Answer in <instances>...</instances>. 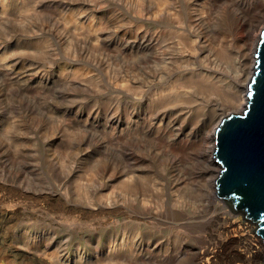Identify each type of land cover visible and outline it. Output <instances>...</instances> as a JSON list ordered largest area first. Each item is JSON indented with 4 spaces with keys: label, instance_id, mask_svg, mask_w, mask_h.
<instances>
[{
    "label": "rangeland",
    "instance_id": "rangeland-1",
    "mask_svg": "<svg viewBox=\"0 0 264 264\" xmlns=\"http://www.w3.org/2000/svg\"><path fill=\"white\" fill-rule=\"evenodd\" d=\"M12 1L15 2H13V5L11 4L9 10L5 11L6 14L0 12V16H2V14L5 15L0 17V22L2 23V25L0 23V32L3 33V30H5L10 33V24L12 28L16 27L13 28L15 32H11L13 34L10 33V36L2 35L1 40H3V42H0V45L2 44L0 46V55L3 56L6 54L4 55L6 59H2L4 63L0 62V113L5 111L4 116L0 114V264H53L52 261L56 254H58L63 264H75L74 262L78 258L86 259L82 264H90L96 257L99 259L104 257V252H106L108 247L112 244V232L115 229H117L118 232L120 231L125 221L124 216L115 218L108 214H98L86 216L80 220H67L63 211L64 205H61V201H58L59 199L49 201L48 199L38 198L36 201L35 198H21L14 189H12L11 192L10 188L13 185H22L25 187L31 184L33 192L42 188H45V191L49 193L54 192L55 187L47 183V180L51 178L52 170L47 168L45 162L43 163V158L47 157V154L52 158V154H54L56 148L60 149V143H65L66 146L68 145L67 147L74 148L76 147V142L80 141L82 138L85 140V143L88 142L84 149L88 155L90 154L89 156L87 155V160L90 163H93L95 157L101 153H109L112 151L113 147H116L119 150V152L117 151L118 159H122V161L125 159L126 161L121 162L123 166H128L142 160L144 161L143 165L148 171L146 173L151 174L152 178H158V180H164L165 172L168 170H170L172 175L173 172H175L176 177L186 182L183 187L184 189L182 188L181 191L182 194L185 195V199L188 200L186 203L189 204V201H199L198 184H200L199 181L204 184L205 179L202 173L207 166L206 160H202L200 154L203 149L204 136L194 135L189 137L185 133L176 136L173 134V124L172 127L169 128L170 131L167 129L168 127L165 126V123H154L152 116L144 111L146 107H149L148 103H151V99L153 100V88L157 91L160 87H170L171 84L173 85V67H171L173 64L170 63L166 66V64L163 63V56L173 57V49L171 48L173 47V39L169 38L173 35V0H94V2L90 3H86L85 0H38L35 7H33V11L22 9L31 0ZM178 1L180 5H185L183 1L189 3V9L194 16H202L200 14H203L204 19H201L198 23L205 34L207 36L211 35L210 38L213 40L218 41L224 31L230 37V44L235 47L241 45L246 47L249 46L250 48L252 42L257 40L258 36L260 40L261 32L264 29V10L262 14H260V11L263 9L262 1ZM1 3L0 0V11H4ZM17 7L20 9V14L14 18L12 9H17ZM155 9L157 10V14L153 16L152 13L149 12ZM109 17L115 21L120 19V24L116 23V28L112 26L107 27L106 21ZM121 19L123 21H121ZM89 32L98 34L99 41L95 40V37H90ZM143 33L144 36L146 34L145 37L149 36V38H152L150 45H147L146 42L144 44L143 40L135 41V39L129 38L130 34L138 36L139 34L143 35ZM14 34H19L17 39H19L21 44L18 43L17 40L8 43V40H10ZM5 35L8 34L5 33ZM151 35H153V37H151ZM5 37L8 39H4ZM162 38L163 40H161ZM87 39L89 40L85 42ZM45 41H48L50 45L52 44L51 51L53 52V55L44 61L46 71L37 75V66L30 63L32 67L28 65V68L33 69L32 71L34 74L29 72L27 77H23V73H21L23 70L20 69V61L17 66L15 65L16 68L13 69L15 61L12 60L18 51L21 52L20 54L25 55L26 53L24 52L32 51L35 44L36 46L37 44L42 45V42ZM90 41L92 43H89ZM100 44L103 46L101 47ZM81 45H84V53L87 51L91 52L89 56H80ZM137 45H143L142 47L144 48H139ZM128 46L132 49H129ZM20 47H22V49H20ZM92 47H96V53L91 51ZM116 47H119L121 50H133L135 53L138 50L136 63L139 69L136 66V70L132 74L134 76H132V79L135 84L134 86L139 85L140 88H142L138 90L140 96L138 93L136 95L132 93H130V95L118 94L117 92V94L114 92L110 93L112 91V89H110L112 88L110 82V74L112 71L108 66L110 63L108 60H110V57H113L112 59L117 61H123L124 59L118 56L120 55L118 52L120 49L116 50ZM235 47H231L233 53L235 52ZM147 49H152L153 52L156 51L161 55H154V53H152V57H150V50L148 52ZM106 52H109L110 55L106 56ZM167 53H169V56ZM87 57H89L90 60ZM95 57L96 59H94ZM138 61H140V63ZM235 61L234 59L232 62L233 65L231 63L230 66L232 65L234 67L236 65ZM230 66L227 71L228 76L234 78L236 77L234 69L237 65L234 69ZM77 69H79V71ZM83 70H85L89 77L91 76L90 78L92 81H94L95 78V81L92 83L98 84L95 85V88L93 87L94 84H92V87L96 90L93 95L82 93L76 89V82H78L80 77H83L80 74ZM150 72L153 73L151 74ZM251 76L252 75H250V78ZM21 77L24 79H20ZM77 77H79V79ZM142 84L143 86H141ZM157 85L159 86L157 87ZM146 87H148L150 91H148ZM70 94L71 96H69ZM222 94L221 99H225L224 97L228 96V93L222 92ZM118 95L120 96L118 97ZM129 97L131 99H129ZM138 98H141V100H137ZM114 101L118 104L115 105ZM127 105L130 107L127 108ZM45 107H52L57 111L55 118L42 116V111ZM172 107L171 105L170 108ZM140 110L143 111L141 112ZM243 110L244 108L242 107V109L236 113H241ZM135 111H138V113L136 114ZM229 114L231 113L227 115ZM12 115L15 116L14 120H16L17 125L19 123L18 126L20 127L17 132L16 130L14 131V141L17 144V148L14 147L13 150L11 149L12 147H9L10 143H8L9 134L12 132L11 128L13 125L9 117ZM47 120L48 123H54L56 126V128L53 127L54 130L49 129L51 127L46 128ZM64 120L67 122H64ZM74 120L80 122L78 127L71 125ZM34 122H36L35 124L38 126V135L35 138L37 141L35 144L36 147L33 146L32 138H29V131L31 129L29 124ZM39 122H41V124ZM58 124L59 126H57ZM60 124L72 127L76 135V137H74L75 139L68 135L64 137L62 135L64 132L60 131L62 130ZM161 127L166 128L163 129ZM122 128H125L126 131H133L135 129L133 131V133L136 132L135 134L141 131L142 133L138 135L139 137L137 136L131 139L126 138L125 140V137L120 133ZM100 133L101 136H99ZM145 133L147 135H145ZM113 136H116L114 144L110 143L112 142L111 139L114 138ZM102 137H104L105 140ZM48 138H59L56 143L50 144L53 150L50 148V145L46 143ZM28 141L32 142L33 145L28 143ZM34 151L38 153V162L41 167L39 172L41 175L35 176L33 182L32 179H29V176L24 178L25 175L23 176V174L26 171L25 166L28 165V158L31 156L29 154ZM13 153L15 155H12ZM210 155L211 159L213 158L215 160L214 155ZM41 158L43 159L42 162ZM87 160L85 157L86 162H88ZM75 168L78 173H72L74 176L71 175V186L69 188L71 190H69V194L76 195L79 187H82L81 189L86 187L90 190L89 192L92 198L105 197L107 195L106 193L109 192L110 188V171L106 173L105 170L99 167L95 175L97 178L94 177L92 181L86 183L84 176L85 167L80 165L75 166ZM57 171H59L58 168L54 170V172ZM65 172L67 176L68 171ZM19 173L22 174V178ZM218 174L217 171L213 172V178L215 180ZM81 184L86 185L82 186ZM208 185L211 189L210 183ZM76 186L79 187L77 188ZM214 186H216V183ZM219 201H221L219 205L223 207L226 213L223 215V220L220 221L218 226L227 221H236L241 225L242 230H244L243 233L260 237L253 231L255 225L245 220L241 214L234 213L226 203L222 202V200ZM195 202L193 203L194 205H196ZM178 230L179 229L174 224L173 226L162 228L159 234L160 237H163L158 238L166 240L167 242L170 240L167 245L169 246L170 244V247H173L175 244L173 242L177 239L176 233ZM122 232L123 231L120 233L122 234ZM33 238L37 240L36 242L38 243L40 240H42V242L44 241L42 243L44 254L41 252L36 254L27 248L29 239L33 241ZM25 239H27V241H25ZM53 239H55L54 244H52ZM57 241H62L64 244H67L68 249L58 250ZM180 242H182V240H180ZM78 247H83L80 253ZM239 247L240 249H244L243 244H240ZM96 260L99 263V260ZM259 264H264V248Z\"/></svg>",
    "mask_w": 264,
    "mask_h": 264
},
{
    "label": "bare ground",
    "instance_id": "bare-ground-1",
    "mask_svg": "<svg viewBox=\"0 0 264 264\" xmlns=\"http://www.w3.org/2000/svg\"><path fill=\"white\" fill-rule=\"evenodd\" d=\"M37 1L38 0L29 1L22 9L27 11L29 10L33 11V7H35ZM259 1H262L263 9L260 11V14H262L264 10V0H259ZM1 2L4 11H0V12L6 14L5 11L9 10L11 8V4L13 5V2L15 1L1 0ZM183 2L185 3V5H180L178 0H173V32H172L173 38L172 36L169 37L173 39V47H171L173 49V57L163 56L164 57L163 63H165L166 66L170 63L173 64V66H171L173 67V72H172L173 85L171 84L170 87L162 86L163 88L160 87V89H158L157 91H155L153 88L154 91V95L152 96L153 100L151 99V103L147 102L149 107H146L147 110L145 108L144 111H146L145 113H148L152 116V120H154V123L155 122L156 124L165 123V126L168 127L167 129L171 128L173 124V128H172L173 134L176 136H179V134L182 135L184 133L189 137L194 135L204 136L203 149L200 154L202 160L203 159L206 160L207 166L204 172L202 173L205 182L204 184H202V182L199 181L200 184H198L199 201L198 202L189 201V204L186 203V201L188 200L185 199V195H183L181 192L186 182L181 178L176 177L175 172H173L172 175L170 170H168L165 172L164 180L161 179L158 180V178H152L151 174L146 173L148 171L147 168H145V166L143 165L144 161L142 160H139L137 163L134 162L128 166H123L121 162L125 161V159L123 161L122 159H118L117 151L119 152V150L116 147H113L112 151H110L109 153H101L100 155L95 157L93 162L94 164L90 163L87 160L90 154L88 155V153L84 149L86 147L85 146L86 143L88 142L85 143L84 142L85 140H83L82 138L80 139V141L76 142L77 144L76 147L74 148L67 147L68 145L66 146L65 143L64 144L60 143V149L56 148V151L54 152V154H52L53 155L52 158L48 154L47 157L43 158L44 161L41 158L42 159L41 162L42 161L43 163L45 162L47 168L49 170H52L51 178L50 180H47L48 181L47 183L48 185L50 186L53 185L55 187L54 192L49 193L45 191V188L33 192V188L31 187V184L30 186L27 185L25 187L22 185H13L10 188L11 192L12 189H14L15 192L18 193L21 198L22 197L26 199L35 198L36 201L38 198L48 199L49 201L59 199L58 201L59 202L61 201V205H64L63 211L64 214L66 215L67 220L68 219L72 221L78 219L80 220L86 216H94L98 214L101 215L108 214L115 218L124 216L125 221L123 226H121L120 231L118 232V230L115 229L112 232V238H111L112 244L108 247L107 251L104 252V257H101L100 259L96 257V259L99 260V263H104V264H259V260L261 258V254L264 248V244H263L264 241L262 237H256L257 235L254 236L253 234L250 235L243 233L244 230H242L241 225L238 224L236 221H227L218 226L220 221L223 220V215L226 212L223 210V207L219 205L221 201H219L220 199L215 195L217 190L216 187L214 186L215 179L213 178V172L217 171V173H219L220 166L213 158L211 159V155H210L213 154L216 147L215 132L222 118L227 116L228 113L232 114V112L234 113L238 112L240 109H242V107L245 108L244 106L247 104L248 99L246 95V90H247L246 88H247L248 80L250 79V75H252L254 72V66L256 60L255 54L259 43V36L257 40L252 42L250 48L249 46L246 47L241 45L237 47L232 46L230 44V37L225 31L221 34L218 41L213 40L210 38L211 35L207 36L205 34V32L200 28V24L198 23V21L204 19L203 14H200L202 16L199 15L194 16L189 9V3H186L185 1ZM19 7H17V9H12L13 11L12 14L14 18H16V16L20 14L19 12L20 9H18ZM149 13H152V15L155 16V14H157V10L155 9ZM2 16L5 15L2 14ZM119 20L115 21L110 17L107 18L106 21L108 25L107 27L109 26L115 27L116 23L118 24L120 22ZM121 21L123 20L121 19ZM13 28L12 25L10 24L9 29L11 32H15V29ZM3 31H4L3 33L0 32V42H3V40H1L2 35L10 36L11 33V32L8 33V31L5 30ZM5 33H7L8 35H5ZM89 33H90V37L91 36L95 37L96 39L95 38L94 39L99 41L98 34H95L94 32L93 33L89 32ZM18 35L19 34H14L12 38L8 40V43L12 42L13 40H17V42L20 43L19 39H17ZM145 36L144 33L143 35L139 34L138 36L130 34L129 38L133 40L135 39V41L143 40L144 44L146 42L147 45H150L152 38H149V36L148 37ZM151 37H153V35H151ZM4 39H8V38L5 37ZM88 40L89 39H87L85 42H87ZM161 40H163V38ZM42 43H43L42 45L37 44V46L35 44L34 47L32 48V51L24 52L26 53L25 55L20 54L21 52L18 51V53L14 55V59L13 60L11 59L12 61H15L13 65V69L16 68L15 65L17 66L20 61L21 64L20 69L23 70L21 72L23 73V77H27V74L29 72L33 73L32 71L33 69L28 68L29 67L28 65L32 67L31 64L37 66L36 72L38 74L35 73L37 75H40L44 71H46L45 70L46 66L44 65V61L45 59H48V57H51L53 55V52L51 51L52 44L50 45L48 41ZM89 43L92 42L90 41ZM143 45L140 46L137 45V46L139 48H144L142 47ZM156 45L158 46L157 43ZM81 46L82 47L80 50V56L81 57L89 56L91 52L87 51L86 53H84V48H83L84 45ZM102 46L103 45H101V47ZM231 47H235L234 53L231 51ZM130 48L131 47H129V49ZM20 49H22V47H20ZM92 49L91 51L95 53L97 52L96 47H92ZM119 49H120L119 47H116V50ZM129 49L128 50L120 49L118 51L120 53V55L118 56L124 58L123 61L121 59H119L121 61L113 60L112 59L113 57L112 58L110 57V60L107 59L108 61H110L108 66L112 71V73L110 74V82L112 86V88L110 89H112V91L110 93L117 92L118 94H125V95H130V93H132L133 95H136L138 93V90L142 89L140 88L139 85L134 86L135 84L133 83V79H132L133 76L132 74L135 72L136 66L138 67L136 63L137 61L136 56H138L137 54L138 50L135 53V51ZM149 50H150V55H149L150 57H152L151 56L152 53H154V55L160 54L157 53L156 51L153 52L152 49ZM167 54L169 56V53ZM4 55L3 56L0 55L1 63H4L2 59H6L4 58L6 57ZM109 55H110L109 52H106V56ZM94 59H96V57ZM234 59L236 60L235 64L237 65V66L235 65L236 67L234 66L235 69L232 66L233 65L232 62ZM138 62L140 63V61ZM231 63H232L231 66L233 67L236 73V77L234 78L229 77L227 72ZM77 70L79 71V69ZM80 74L83 77H80V79L79 77H77L79 80L78 82H76L75 85L76 89H78L82 93L93 95V93L96 92V90H94L95 85H98L92 83L95 81V78L94 81H92V79L90 78L91 76L89 77L88 74L85 72V70H83ZM23 77H21L20 79H22ZM92 84H94L93 86L94 88L92 87ZM141 86H143V84ZM158 86L159 85H157V87ZM152 87H153V83H152ZM148 91H150L149 88ZM222 92L228 93V96L224 97L225 99L222 98L223 100L221 99V96L223 95ZM69 96H71V94ZM119 96L120 95H118V97ZM129 99L131 98L129 97ZM139 99L141 100V98H138L137 100ZM114 104L117 105L118 103L114 101ZM171 105L173 106L172 108H170ZM128 107L130 106L127 105V108ZM140 111L142 112L143 110ZM4 112L0 113L1 116L5 115ZM135 112L136 114L138 113V111ZM56 113L57 111L54 110L52 107L49 108L45 107L42 111V116L48 118H55ZM9 118L11 119L10 121H12L13 125L11 128L12 132H10L9 134L8 143H10L9 147L10 148L12 147L11 149L13 150L14 147L17 148V144L14 141L15 139L14 131L16 130L17 132L20 129V127L18 126L19 123L17 125L16 120H14L15 119L14 115H12ZM64 122L67 121L64 120ZM35 123L36 122L29 124L31 129L29 131L30 136L28 135L29 138H32L31 140L34 145L32 144V142L28 141V143H31L33 146H35L37 142L35 138L38 135V131H37L38 126ZM39 123L41 124V122ZM72 123H73L71 124L72 126H77V127L80 124L78 120H74V122ZM57 126H59V124ZM53 127L56 128L54 123L53 122L48 123L47 120L46 128L54 130ZM61 127L62 130H60L59 128L58 129L65 133L62 134L64 137L67 135L73 138L76 137L72 127H70L69 125L65 126L64 124L63 125L60 124V128ZM161 128L165 129L166 127L165 128L161 127ZM133 131L130 130L126 131L125 128H122L120 130V133L125 137V140L126 138L127 139H131L133 137L135 138L142 133L141 131L135 134L136 132L133 133ZM145 135L147 134L145 133ZM99 136H101V133ZM115 137L111 139L112 142L110 143L114 144ZM58 139L59 138H48L47 139L48 141L46 143L47 145H50L51 143L54 144L57 142ZM12 155L15 154L13 153ZM29 155L31 156H29L28 158L29 160L27 161L28 165L25 166L26 171L24 172L23 176L25 175L24 178L29 176V179H32V181L34 182L35 176H38L40 174L39 170L41 169V167L39 166V162H38V153L34 151ZM85 157L86 160L89 162V164L88 162L85 161ZM80 165H83L85 167L84 176L86 183H89L94 179L99 167H101L102 170H105L106 173L110 171L109 173L110 188H109V192L106 193L107 195L105 197L92 198V195L89 192L90 190H88V188L83 187V189H81L82 187L80 188L79 186H76L77 188L79 187V190H77L79 193L77 192L76 195L68 193L69 190H71L69 189L71 186V181H70L71 175L72 173L73 174H76V172L78 173L75 166H80ZM57 168L59 171L54 172V170H56ZM65 171H68L67 176ZM20 177L22 178V174H20ZM209 183L211 185V189L208 187ZM81 185L85 186L86 184L85 185L81 184ZM95 193L98 194L97 192ZM194 202L196 203V205L193 204ZM173 224L179 230L176 233L177 239H175V242H173L175 244L173 245V247H170V244L169 246L167 245V243L170 240L167 242L166 240L159 239L163 237V236L160 237L159 231L162 228L173 226ZM183 229L184 230L186 229L185 232ZM121 231H123L122 234L120 233ZM180 240H182V242H180ZM25 241H27V239H25ZM36 241L37 240H34V238L33 241L29 239L27 248L29 250H32L36 254L40 252L44 254L42 248V243L44 241L42 242V240H40L39 243ZM54 243H55V239H53L52 241V244ZM57 243H58V250L68 249L67 248L68 245L64 244L62 241H57ZM240 244H243L244 249H240L239 247ZM80 248L78 247V249L80 250L79 253L81 252V250H83V247ZM96 259H93L94 261H92V263L90 264H99ZM85 260L78 258L74 263L82 264ZM52 262L53 264H63L60 261L58 254L55 255L54 260Z\"/></svg>",
    "mask_w": 264,
    "mask_h": 264
},
{
    "label": "water",
    "instance_id": "water-1",
    "mask_svg": "<svg viewBox=\"0 0 264 264\" xmlns=\"http://www.w3.org/2000/svg\"><path fill=\"white\" fill-rule=\"evenodd\" d=\"M241 113L222 118L213 152L220 166L216 196L255 225L264 241V29Z\"/></svg>",
    "mask_w": 264,
    "mask_h": 264
},
{
    "label": "clouds",
    "instance_id": "clouds-1",
    "mask_svg": "<svg viewBox=\"0 0 264 264\" xmlns=\"http://www.w3.org/2000/svg\"><path fill=\"white\" fill-rule=\"evenodd\" d=\"M86 3L94 2V0H85Z\"/></svg>",
    "mask_w": 264,
    "mask_h": 264
}]
</instances>
